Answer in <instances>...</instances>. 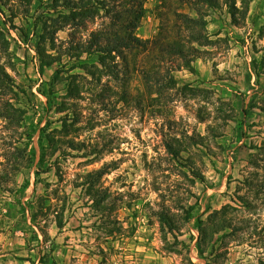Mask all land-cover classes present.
Wrapping results in <instances>:
<instances>
[{
  "label": "rangeland",
  "instance_id": "374dc122",
  "mask_svg": "<svg viewBox=\"0 0 264 264\" xmlns=\"http://www.w3.org/2000/svg\"><path fill=\"white\" fill-rule=\"evenodd\" d=\"M159 1L145 2L139 37L156 34ZM61 4L0 0V67L11 78L8 85L13 81L25 91L11 98L10 91L0 90V101L25 111L17 131L0 118V264H259L264 259V170L249 160L264 159V111L256 109L264 108V97L256 94L264 83L249 87L248 78L251 60L264 55V0L247 4L244 18L238 12L239 23L224 4L209 11L211 45L199 47L191 68L175 70V85L164 87L157 98L138 73L128 80L125 102L119 98L126 88L122 72L118 79L103 75L93 91L82 89L76 100L81 116L67 136L82 142L83 149L64 146L65 153L47 157L43 166L52 162L51 168L37 177V160L14 171L6 158L15 147H25L29 124L49 121L48 131L59 134L53 129L59 130L62 116H72L60 108L62 101L71 102L65 97L70 76L81 74L88 81L82 66L97 58L57 54L70 32L75 41L90 32L72 29L69 21L58 29ZM37 45L60 56L42 73ZM81 75L77 79L85 83ZM38 135L32 139L37 155ZM192 166L204 182L192 176ZM100 168L105 173L88 186L86 174ZM253 170L259 175L246 181ZM103 195L104 212L93 207V198ZM39 202L44 207H38L33 224L30 215ZM216 211L223 214L215 216ZM162 215L171 216L172 231ZM199 217L207 230L204 259L196 250ZM112 218L115 223L108 221ZM113 226L110 233L107 227Z\"/></svg>",
  "mask_w": 264,
  "mask_h": 264
},
{
  "label": "trees",
  "instance_id": "16d2710c",
  "mask_svg": "<svg viewBox=\"0 0 264 264\" xmlns=\"http://www.w3.org/2000/svg\"><path fill=\"white\" fill-rule=\"evenodd\" d=\"M146 1L62 0L61 6L65 12L62 11V24L58 29L64 27V24L69 21L68 25L72 26V29L78 27L80 29H87L90 32L88 38L84 37L81 33L77 41L74 38L75 32H70V40L67 42V46L58 51L57 54L60 53L61 56L62 54H66L70 58H78L81 57L82 53H87L94 54L97 58L94 62L82 66L85 73L90 77L88 81L81 74H72L70 76L65 97L70 98L71 102L62 101L60 108L71 110L72 116L67 112L62 116L59 130L53 129V131L59 132V134H53L51 130L48 131L49 121H46L43 126H39L40 124H29V129L25 136L27 139L25 147H15L12 155H8L6 158L14 171L18 170L23 162L32 165L37 160L38 166L34 173L38 177L40 173L46 172L51 168L52 162L46 167L43 166L47 161V157L54 156L57 152H59L58 155L65 153L66 148L64 146H68L71 149H83L84 144L82 142H76L73 138L67 136L71 128L79 122L78 116H81L76 109V100L81 97L82 89L86 88L93 91L95 86L100 84L103 75L118 79L122 72L126 76V88L120 91L119 98L125 102L128 101L130 95L128 80L134 73H138L148 89L149 95H156L153 97L157 98L162 93L164 87L171 88L175 85L173 75L175 70L182 67L191 68L192 61L202 51L199 47L211 45L212 40L207 32L208 22L206 16L208 15V11L224 4L229 9L233 21L239 23L236 14L240 12L244 18L247 13L248 3V0H241V6L238 7L236 6V0H160L155 6V13L159 20L157 32L151 38H141L137 35V29L145 13ZM183 7L189 8V10L194 12V15L181 11L180 9ZM53 39L51 38L50 40ZM41 40H44V37L41 36ZM36 51L39 57V73H42L45 67H50L55 61L60 59V56L45 53L38 45ZM251 63L258 73L260 67L264 66V55L261 56L260 60L253 58ZM80 75L82 76L81 78L85 79V83L78 81L77 78ZM9 80L11 78L0 67V90L5 89L10 91L12 93L11 98H17L18 92L25 93L13 81L9 83V86L7 84ZM108 88L110 87L108 86ZM261 108L264 109L263 107ZM242 112L243 115H247L248 113L245 108L242 109ZM24 113L25 111L13 102L6 104L0 101V118L3 120L6 128L17 131V128L21 126L23 121ZM37 131L39 132L38 155L36 147L32 143V139ZM65 136L68 138L65 139ZM44 139L46 140V144L43 141ZM170 147V145L167 146L168 149ZM261 147L253 146L252 148L259 149ZM57 158L58 156L55 157V160ZM258 160L262 161L263 164L259 165ZM249 163L255 169L264 170V159L251 158ZM190 171L195 179H198L201 183L204 182L205 178L200 171L196 170L193 166L190 168ZM103 173H105L104 168L88 172L86 174L87 179H89L87 181L88 186L93 187L96 179L99 176L101 177ZM258 175L257 170L250 171L249 176L246 177V181L251 182L253 176ZM95 177L96 179H94ZM28 183L27 180L21 185V194ZM101 198H93V207L104 212L106 209V205L103 203L104 195ZM26 204L30 205L31 201L27 200ZM42 204V202H39L37 208L33 206L34 209L30 215L33 224L37 223L38 207L42 209L44 207ZM192 207L189 206L190 209L185 210V218L189 219L192 217ZM219 212L221 211L214 212L215 216L223 214ZM108 221L110 223L116 222L113 218ZM161 221L171 231L174 229L175 225L171 216L162 215ZM226 222L230 223L229 220L223 219V223ZM202 224V219L200 217L197 218L195 229L199 235L196 240V250L199 257L204 259L206 257L204 256L203 245L206 242L205 235L207 230L203 228ZM57 226L58 228L63 227L61 220H57ZM220 227L222 226H218L214 231ZM107 228H109L110 233H114L116 229L114 226ZM184 245L188 247L185 243ZM259 264H264V259H260Z\"/></svg>",
  "mask_w": 264,
  "mask_h": 264
},
{
  "label": "crops",
  "instance_id": "0c3cea01",
  "mask_svg": "<svg viewBox=\"0 0 264 264\" xmlns=\"http://www.w3.org/2000/svg\"><path fill=\"white\" fill-rule=\"evenodd\" d=\"M255 0H248V5H250V3H252V2H254ZM160 2V1H159ZM158 2V3H159ZM157 3V4H158ZM248 5H247V13H248V11H249V9H248ZM156 6V5H155ZM236 6H238V7H240V5L238 4V2H237V0H236ZM219 7H216V8H212V9H210L209 11H211V10H215V9H218ZM181 11H184V12H187V13H190L191 15H194V12L193 11H191V10H189V8H187V7H183V8H181L180 9ZM208 11V12H209ZM246 13V14H247ZM156 14V13H155ZM208 16V15H207ZM207 16H206V19H207ZM207 22H208V19H207ZM208 24L209 23H207V26H208ZM140 26V25H139ZM139 28V27H138ZM258 60V59H257ZM250 69V68H249ZM248 81H249V83H248V85H249V87L250 86H261V84L262 83H264V70L262 71V70H260L258 73L256 72V70H255V68L254 67H252L251 68V70H250V74H249V78H248ZM251 93H252V95L253 94H255L256 93V91H251ZM256 94H258V95H262V97H264V84H263V86H262V88H261V90L259 91V93H256ZM256 109L258 110V111H261V112H263L264 111V109H262L261 107H256Z\"/></svg>",
  "mask_w": 264,
  "mask_h": 264
}]
</instances>
